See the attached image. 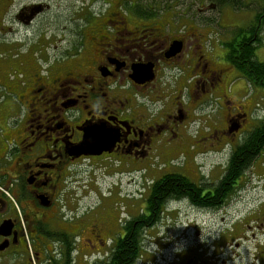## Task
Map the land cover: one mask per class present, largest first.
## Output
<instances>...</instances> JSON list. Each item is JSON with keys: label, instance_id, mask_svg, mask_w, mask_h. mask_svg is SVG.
I'll list each match as a JSON object with an SVG mask.
<instances>
[{"label": "flooded vegetation", "instance_id": "1", "mask_svg": "<svg viewBox=\"0 0 264 264\" xmlns=\"http://www.w3.org/2000/svg\"><path fill=\"white\" fill-rule=\"evenodd\" d=\"M221 1L0 0V264H121L165 211L184 213L183 243L150 264H264V148L228 172L264 113L223 59ZM86 133L99 152L77 154ZM167 150L195 169L155 162L126 217L97 187L84 205L68 190L84 160L152 167ZM177 174L190 189L157 197Z\"/></svg>", "mask_w": 264, "mask_h": 264}, {"label": "rangeland", "instance_id": "2", "mask_svg": "<svg viewBox=\"0 0 264 264\" xmlns=\"http://www.w3.org/2000/svg\"><path fill=\"white\" fill-rule=\"evenodd\" d=\"M244 4L245 8L239 10L232 9L233 12L228 11L229 6L220 7L221 27L218 32L221 36H228L229 32L236 26H245L250 23L256 15V11L260 8L261 0H245ZM225 14L226 16L224 17ZM232 27L234 28L232 29ZM260 34L262 43L255 49V55L259 60H264V33ZM58 40L59 38H57L56 47H54L55 45L53 46L54 50H56V48L60 49L63 45V43L59 44ZM11 56H19V52L12 49ZM239 83L243 85V87H246L247 92H251L246 83L242 84L241 81ZM239 95L240 93L237 90L233 91V97L237 98ZM241 95H243V93ZM253 95L254 98L246 100L245 103L256 107L254 113H264V92L255 91L253 89ZM216 154L223 156L222 152ZM161 155L162 157H166V159L158 158L154 160L152 167L148 165L122 166L118 165L116 162L111 165L109 161L94 162L84 160L79 165H76L75 174L69 177L68 190L71 194L72 192L75 194V199L79 205H84L89 201L87 191L91 190L94 192L97 187L98 192L103 197L105 196V201L111 206L108 208L114 209L116 206L120 211H123V216L125 215L126 217L128 212L125 211L129 208L128 205L132 204V202H140L142 200L140 196L143 194L141 183L144 179L148 178V176L153 178L163 172V166L155 164V162L165 164L164 167L172 171L177 170L183 172V170H181V165L185 163H188L187 165L190 164L189 167L191 170L195 169L186 152H182L181 150H167L161 153ZM216 157L217 156L210 155L206 158L205 162H213L217 159ZM196 161L200 162L201 160L196 158L194 162L198 163ZM259 169L260 167L257 164L254 171L257 172ZM90 176H93L94 179L89 180ZM252 179L255 182V176ZM186 220L184 213L179 211H174L172 213L165 211L161 214V222L159 221L154 229L145 234L143 248L140 249L139 256L137 257L140 264H150L149 258L152 256L153 251L160 250V246L163 247L167 245L166 243H168V241H173L178 245L182 244L183 238L180 234L183 232V222ZM162 237H164V239H162ZM162 253L170 257L171 249L169 250L166 248L162 250Z\"/></svg>", "mask_w": 264, "mask_h": 264}, {"label": "trees", "instance_id": "3", "mask_svg": "<svg viewBox=\"0 0 264 264\" xmlns=\"http://www.w3.org/2000/svg\"><path fill=\"white\" fill-rule=\"evenodd\" d=\"M244 0H222L221 6H230L233 10L245 8ZM235 27V26H234ZM232 27V29L234 28ZM264 0H261L260 8L256 15L245 26L235 27L229 32V38L222 42L224 48L223 59L229 62L235 69L237 78H242L249 90L264 92V60H259L255 55V49L262 43L260 33H264ZM264 98V96H263ZM264 148V118L251 130L237 145L236 150L230 155L229 173L233 174L249 167L260 150ZM181 175H169L165 183L157 186V197L173 194H184L189 190ZM164 197V196H163ZM159 200V199H158ZM156 214H158L156 212ZM135 239L129 237L121 245V264H129L132 257L140 253L135 252ZM110 264H116L111 262Z\"/></svg>", "mask_w": 264, "mask_h": 264}, {"label": "water", "instance_id": "4", "mask_svg": "<svg viewBox=\"0 0 264 264\" xmlns=\"http://www.w3.org/2000/svg\"><path fill=\"white\" fill-rule=\"evenodd\" d=\"M102 142H107L106 138L105 139H96L94 141H92V140L90 141L89 137L87 136V133H86L85 139L76 147L77 148V150H76L77 154L99 152V151L94 150V149L101 147Z\"/></svg>", "mask_w": 264, "mask_h": 264}]
</instances>
